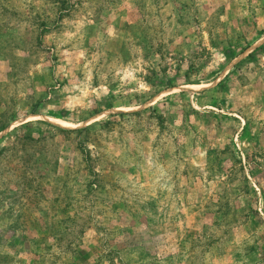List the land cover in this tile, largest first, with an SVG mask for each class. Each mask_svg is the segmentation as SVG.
<instances>
[{"label":"rangeland","instance_id":"rangeland-1","mask_svg":"<svg viewBox=\"0 0 264 264\" xmlns=\"http://www.w3.org/2000/svg\"><path fill=\"white\" fill-rule=\"evenodd\" d=\"M0 264H264V0H0Z\"/></svg>","mask_w":264,"mask_h":264},{"label":"trees","instance_id":"trees-1","mask_svg":"<svg viewBox=\"0 0 264 264\" xmlns=\"http://www.w3.org/2000/svg\"><path fill=\"white\" fill-rule=\"evenodd\" d=\"M59 132H62V133H66V134H71V133H74V132H81L83 131L84 129H81V130H65V129H61V128H56Z\"/></svg>","mask_w":264,"mask_h":264}]
</instances>
